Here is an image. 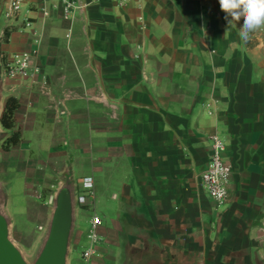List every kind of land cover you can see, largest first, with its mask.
Segmentation results:
<instances>
[{
  "label": "crops",
  "instance_id": "1",
  "mask_svg": "<svg viewBox=\"0 0 264 264\" xmlns=\"http://www.w3.org/2000/svg\"><path fill=\"white\" fill-rule=\"evenodd\" d=\"M74 1L88 6L65 18L54 0L15 14L0 0L2 105L20 103L21 145L91 179L87 208L115 205L99 253L264 264V26L244 41L218 0ZM22 53L26 74L8 78ZM213 135L231 167L220 207L200 183Z\"/></svg>",
  "mask_w": 264,
  "mask_h": 264
},
{
  "label": "rangeland",
  "instance_id": "2",
  "mask_svg": "<svg viewBox=\"0 0 264 264\" xmlns=\"http://www.w3.org/2000/svg\"><path fill=\"white\" fill-rule=\"evenodd\" d=\"M2 70H6V66L3 65ZM4 136V129L0 125V189L3 212L10 221V239L24 258L32 261L49 221L51 198L61 185L64 174L70 171L71 158L55 155L46 158L49 162L46 163L41 155H35L25 143L21 145L22 142L19 147L4 152L1 149ZM74 183L76 188L79 180L74 179ZM114 209L115 205L108 198L98 200L95 210L77 209L69 264H87L82 261L81 254L86 245L85 235L90 218L96 214L102 221L103 215ZM126 259L128 256L123 253L101 252L99 259H93L88 264H126Z\"/></svg>",
  "mask_w": 264,
  "mask_h": 264
},
{
  "label": "water",
  "instance_id": "3",
  "mask_svg": "<svg viewBox=\"0 0 264 264\" xmlns=\"http://www.w3.org/2000/svg\"><path fill=\"white\" fill-rule=\"evenodd\" d=\"M3 110L0 84V115ZM0 189V264H69L70 247L76 222V190L71 170L51 198L50 217L44 236L32 261H27L10 239V221L3 212ZM126 264H160L149 256L131 258Z\"/></svg>",
  "mask_w": 264,
  "mask_h": 264
},
{
  "label": "built area",
  "instance_id": "4",
  "mask_svg": "<svg viewBox=\"0 0 264 264\" xmlns=\"http://www.w3.org/2000/svg\"><path fill=\"white\" fill-rule=\"evenodd\" d=\"M62 6L65 18L70 17L76 11H83L87 8V3L78 4L74 0H54ZM124 0H120V5ZM141 1V0H139ZM21 0H12L9 14H15L20 9ZM48 17L47 13H43ZM32 54L22 53L12 56L11 60L6 64V76L10 79H16L24 76L29 67ZM211 139V152L206 170L200 175V183L207 192L209 198L217 206H222L227 197V188L231 175V167L223 160L225 145L218 135H213ZM77 208L89 207L88 201L92 198V182L89 178L79 181L75 188ZM102 226L101 219L93 214L89 221V227L85 235L86 245L81 254L84 263L100 257L99 246L101 245V236L99 228Z\"/></svg>",
  "mask_w": 264,
  "mask_h": 264
},
{
  "label": "clouds",
  "instance_id": "5",
  "mask_svg": "<svg viewBox=\"0 0 264 264\" xmlns=\"http://www.w3.org/2000/svg\"><path fill=\"white\" fill-rule=\"evenodd\" d=\"M218 3L225 13L228 27H236L234 21L243 17L238 30L244 41L249 39L250 33L264 26V0H218Z\"/></svg>",
  "mask_w": 264,
  "mask_h": 264
},
{
  "label": "trees",
  "instance_id": "6",
  "mask_svg": "<svg viewBox=\"0 0 264 264\" xmlns=\"http://www.w3.org/2000/svg\"><path fill=\"white\" fill-rule=\"evenodd\" d=\"M20 108V103L15 97H9L3 107L0 116V125L6 131H13L15 128V112ZM22 142L20 132L13 131L1 144L4 152H9Z\"/></svg>",
  "mask_w": 264,
  "mask_h": 264
}]
</instances>
